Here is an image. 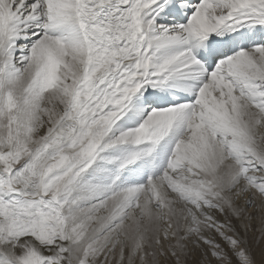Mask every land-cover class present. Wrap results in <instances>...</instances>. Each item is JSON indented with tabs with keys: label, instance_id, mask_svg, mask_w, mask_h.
<instances>
[{
	"label": "snow or ice",
	"instance_id": "obj_1",
	"mask_svg": "<svg viewBox=\"0 0 264 264\" xmlns=\"http://www.w3.org/2000/svg\"><path fill=\"white\" fill-rule=\"evenodd\" d=\"M0 264H264V0H0Z\"/></svg>",
	"mask_w": 264,
	"mask_h": 264
}]
</instances>
